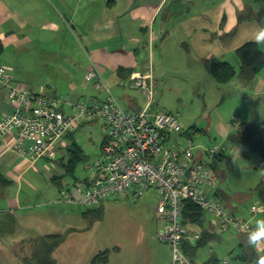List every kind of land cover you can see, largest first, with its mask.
Wrapping results in <instances>:
<instances>
[{
    "label": "rangeland",
    "instance_id": "374dc122",
    "mask_svg": "<svg viewBox=\"0 0 264 264\" xmlns=\"http://www.w3.org/2000/svg\"><path fill=\"white\" fill-rule=\"evenodd\" d=\"M103 1L69 0L68 2H72L71 9L82 5L78 8V10H82L86 6H91L93 2V10H106L103 9ZM52 3L54 7L56 2L52 0ZM56 6L60 10L59 5ZM33 33L36 32L33 31ZM53 33L51 34L52 39L46 38V42L50 40L51 45L37 49L33 57L35 63L27 62L25 64L30 67L24 73L26 79L35 80L46 72L53 82V86L48 88V93L68 103H79L89 99L90 96L103 97L104 94L96 91L93 85L94 90L91 84L81 81L78 67L73 68L67 62L70 57L85 67L87 62L84 44L75 39V43L72 45L71 40L73 39L66 27ZM32 48L34 47H28L30 53ZM259 49L264 51V47L260 45ZM141 57L147 69L149 54L146 52ZM65 58H67L66 61ZM226 61L235 68L236 75L224 85L216 84L204 68L202 76L198 74L189 77L187 69H190L192 62H176L171 65V63L165 64L156 61L151 69L155 78L153 89L155 101L151 106V112L175 115L183 126V132H191L193 127L196 129L192 140L181 141L183 144L194 146V156L210 147L231 148L227 140H222L224 135L226 137L227 132L235 133L238 124L240 128L241 123L244 126L260 125L264 121V69L254 79L244 80L238 74L237 56L235 54L227 56ZM167 65L172 66V69L168 70L165 75H160ZM186 66L187 69H185ZM103 79L124 109L127 107L123 103V99L126 100L125 97L137 98L136 92L139 91L128 88L123 90L116 86V83L111 84V80L106 81L104 76ZM70 82H72L73 90L69 89ZM234 117H237L238 120L236 124L232 123ZM105 137L106 129L95 122H85L72 134L65 135L62 141L64 146L75 144L81 150L83 160L76 166L72 174L64 176L63 170L55 159L38 161L35 165L38 173L35 175L30 173V182L35 188V193L32 196V202L26 204L24 209L40 210L44 208V210H48L51 206L48 202L51 198L50 194L55 192L58 186L53 184L50 174L59 176L62 174L61 184L63 187L72 185L76 180L86 178L88 174L85 173L83 167L85 164L92 163L99 156ZM232 158L234 159L232 160ZM204 162L221 180L219 188L224 192L226 198L232 197L233 200L230 202L220 201L228 209H231L236 217L243 219L253 227L256 226L257 220L264 219L263 212L256 214L250 212L251 206L254 205L264 208V200L259 197L256 190L258 184L264 180V167L256 154L245 150L242 153L239 152L235 157L225 155L223 159L205 156ZM158 200L159 196L153 189H148L137 199L130 195L124 198L111 197L103 203L99 212L86 217H82L83 208L67 206L71 207L69 211L72 210L78 216L75 224L77 237L64 238V242L55 255L58 264H90V260L97 253L105 250L110 251L107 264H171L170 247L158 239V233L163 227L156 213ZM204 220L207 228L209 225L213 228L210 232L213 235L198 250L197 264L211 256L219 260L235 259L242 253L251 250L256 254L253 261H259L264 257V243H261L259 248L253 247L249 242L243 247H239L238 245L243 243V238L239 233L232 231L220 233L208 223L211 221L208 215L204 217ZM192 229L201 231L199 227ZM65 233L67 232L63 233L64 236ZM19 234L20 236L13 240L15 243L13 241V243H9L12 239L8 238L0 240L2 241L0 246H3L4 250L10 254L8 259L0 255V264H24L23 259L34 252L38 244V241L35 243V240L40 236L35 233Z\"/></svg>",
    "mask_w": 264,
    "mask_h": 264
},
{
    "label": "crops",
    "instance_id": "0c3cea01",
    "mask_svg": "<svg viewBox=\"0 0 264 264\" xmlns=\"http://www.w3.org/2000/svg\"><path fill=\"white\" fill-rule=\"evenodd\" d=\"M54 1L56 3L53 7L52 0H0V66L7 70L11 84L28 87L35 93L49 94L48 88L53 86V82L46 72L35 80L26 79L24 73L30 67L25 64L35 63L33 57L37 49L51 45V41L46 42V38L52 39L51 34L64 27L69 29L73 39L71 44L74 45L76 39L86 49L85 67L70 57L64 59H67L71 67H78L81 81L92 87L93 84L86 81L84 76L93 65L101 72L102 79L104 76L106 81L111 80V84L116 83L120 89L133 90L131 81L139 75L149 76L154 89L155 78L151 69L156 61L171 65L176 62H192L189 70L187 66L185 68L189 77L198 74L202 76L203 68L208 73V61H226L227 56L235 54V50L244 43L255 42L251 35L252 29L264 21V0H102L103 9L106 10H93V2L91 6L78 10L82 5L71 9L72 2L69 0ZM28 47H34L31 53ZM146 52L149 54L147 69L141 57ZM171 69L172 66H165L160 75H165ZM119 71L122 72L119 74ZM69 89L73 90L72 82L69 83ZM136 93L137 98L127 96L126 100L123 99L127 111L144 107V96L140 92ZM104 97L90 96L87 100L101 102ZM12 110L7 88L0 84V119ZM63 110L65 113L71 112L67 105ZM245 126L241 123L240 128ZM191 130L171 135L169 143L189 142L196 129L193 127ZM233 133L227 132L228 135H224L222 140H227ZM14 142L15 134L0 138V177L8 182L0 186V215L12 212L16 218L14 234L6 237L12 239L9 243H15L13 240L20 236L19 233H35L44 237L64 236L63 233L67 232L65 239L77 237L75 224L78 216L72 210L69 211V205L58 202L59 187L50 194L48 202L51 206L48 210L24 209L32 202L35 193L30 182V173H38L35 165L41 159H55L61 168L60 160L67 156V147L62 143L56 149L54 159L41 158L32 162L14 150ZM23 147L29 150L30 143L25 142ZM222 148L225 155L230 157L247 150L246 147ZM195 155L196 159L204 161V155ZM50 176L52 179L62 174ZM231 200L232 197L226 201ZM207 229L211 232L213 228L209 225ZM239 235L243 238L240 244L245 245L248 242L247 233ZM62 243L52 254L57 264L55 255ZM0 247V255L8 259L10 254L3 246ZM209 258L202 263L206 264ZM213 260L222 259L214 257Z\"/></svg>",
    "mask_w": 264,
    "mask_h": 264
},
{
    "label": "built area",
    "instance_id": "2783aa9c",
    "mask_svg": "<svg viewBox=\"0 0 264 264\" xmlns=\"http://www.w3.org/2000/svg\"><path fill=\"white\" fill-rule=\"evenodd\" d=\"M84 79L105 95L103 101L68 103L49 94L35 93L11 84L7 70L0 66V84L7 88L13 106V110L0 119V138L15 134L13 148L18 154L32 162L54 159L63 137L85 122H95L106 129L99 156L83 167L87 177L61 187L58 202L94 210L108 198L130 195L137 199L153 189L159 196L156 213L163 224L158 239L170 247L171 264H197L190 261L182 248L201 239L198 230H188L181 222L183 202L197 205L210 217L211 226L218 232L248 233L255 228L230 215L214 197L217 178L196 159L194 146L169 143L171 135L181 133L183 126L173 114L151 112L155 95L149 76L139 75L131 81V88L145 99L144 107L136 111L122 108L95 66L86 72ZM65 105L70 113L64 112ZM237 121L234 117L232 123ZM25 142L30 143L27 151L23 147ZM223 150L210 147L201 154L214 157ZM258 212H264V208H251L252 214ZM211 264L244 263L222 259Z\"/></svg>",
    "mask_w": 264,
    "mask_h": 264
},
{
    "label": "trees",
    "instance_id": "16d2710c",
    "mask_svg": "<svg viewBox=\"0 0 264 264\" xmlns=\"http://www.w3.org/2000/svg\"><path fill=\"white\" fill-rule=\"evenodd\" d=\"M2 46L0 44V54ZM235 55L239 61L238 74L244 80H252L264 69V52L259 49V45L256 42H246L235 50ZM207 70L210 77L218 85H224L229 83L236 75V70L232 65L226 61L211 60L207 62ZM122 71H119V74ZM188 133V132H187ZM228 144L231 147H246L248 152L256 154L264 167V121L260 125H248L243 128H237L236 132L227 137ZM67 156L60 160L61 169L63 170V176L72 174L76 166L83 160L81 150L75 145L71 144L66 149ZM207 156L205 154H202ZM217 159H223L225 157L224 150ZM198 160V159H197ZM203 165L208 167L212 175L216 178L217 176L213 173V170L206 165L203 160H200ZM62 176V177H63ZM61 176L54 177L51 179L53 184L62 187ZM218 184L214 192V197L226 208L230 215L236 217V215L228 209L222 202L226 201L227 198L224 192L220 191L219 183L220 180L217 178ZM7 185L8 182L0 177V186ZM259 197L264 200V180L260 182L256 188ZM226 199V200H225ZM222 202H221V201ZM229 202V201H228ZM255 206V205H254ZM253 206H251L252 208ZM102 206L94 210L84 209L82 216L86 217L92 213H97L101 210ZM250 208V212H251ZM263 208V207H262ZM264 214V212H263ZM207 214L204 213L197 205L191 202H183L182 204V215L181 222L188 230H197L192 228H200L201 239L196 241L193 245L184 244L183 252L190 259L191 262L195 263L197 258L198 250L212 237L213 234L209 232V229L205 226L204 217ZM238 218V217H236ZM241 219V218H240ZM204 224V225H203ZM16 218L12 212H5L0 215V240H7V236H11L15 232ZM237 233V232H236ZM64 236L51 235L39 237L34 252L26 259H23L24 264H57L52 257L53 252L63 242ZM1 243V241H0ZM244 244H240L243 247ZM109 250H105L97 253L91 260L90 264H107L109 259ZM256 255L253 252L242 253L240 257H236L232 260H240L244 264H257L259 261H253ZM214 257L209 258L206 264L216 263L218 260H213ZM257 260V259H256Z\"/></svg>",
    "mask_w": 264,
    "mask_h": 264
},
{
    "label": "clouds",
    "instance_id": "9594fccd",
    "mask_svg": "<svg viewBox=\"0 0 264 264\" xmlns=\"http://www.w3.org/2000/svg\"><path fill=\"white\" fill-rule=\"evenodd\" d=\"M251 35L258 45L264 47V21L252 29ZM247 240L255 248H259L260 244L264 243V219L256 221L255 228L247 233ZM259 264H264V257L259 260Z\"/></svg>",
    "mask_w": 264,
    "mask_h": 264
}]
</instances>
